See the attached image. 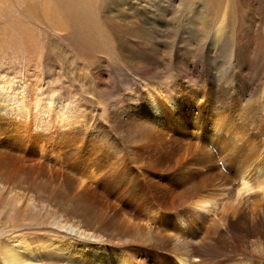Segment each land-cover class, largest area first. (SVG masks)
I'll return each instance as SVG.
<instances>
[{
    "label": "bare ground",
    "instance_id": "6f19581e",
    "mask_svg": "<svg viewBox=\"0 0 264 264\" xmlns=\"http://www.w3.org/2000/svg\"><path fill=\"white\" fill-rule=\"evenodd\" d=\"M73 2L0 0L1 42L19 41L26 50L24 80L0 81V213L6 214L5 222L17 225L25 218L76 232L82 243L55 241L32 246L35 250L26 245L30 254H51L66 264H151L153 259L155 264H208L232 256H252L254 264H264V156L258 153L264 147V134H259L264 118H249L242 101L231 91L226 96L220 83L215 82L220 89L214 95L215 87L181 84L183 73L168 84L154 71L157 85L150 82L135 102L136 88L130 86L132 104L100 117L104 107L85 90L83 55L79 60L70 53L68 59L60 38L98 50L107 41L115 49L120 31H106L104 21L114 25L118 19L132 37L141 31L118 4L120 13L114 9L104 15L105 0ZM118 2L128 6V0ZM201 8L190 10L191 18ZM174 45L149 46V53L139 54L124 49L132 67L137 59L135 69L148 72L149 57L150 63L164 62V71L169 64L172 70L177 66ZM56 54L63 75L79 85L91 111L60 90L46 91L53 85L45 82L42 65ZM4 73L0 67V78ZM142 101L145 106L137 107ZM185 101L191 104L190 121L182 112ZM26 247L3 246L0 256L5 264H34ZM141 252L146 255L138 258Z\"/></svg>",
    "mask_w": 264,
    "mask_h": 264
},
{
    "label": "rangeland",
    "instance_id": "374dc122",
    "mask_svg": "<svg viewBox=\"0 0 264 264\" xmlns=\"http://www.w3.org/2000/svg\"><path fill=\"white\" fill-rule=\"evenodd\" d=\"M105 1L106 3H101L103 14L110 15L114 9H117L114 5L118 4L122 10L128 12L126 14L130 17V21L135 23L141 31L140 37H132L133 35L129 34L131 32L122 26L123 24H119L118 19H116L114 20L115 27L110 21L103 23L106 31L113 28L120 31L121 36L119 38L121 41L116 44L115 49H112L110 44L108 46L107 41L105 42L106 48L98 50L100 49L98 46L91 44L81 47L72 42L74 38L71 40L60 38V47L68 59L70 53H73L72 55L79 60L82 59L81 55H83L86 63V69L83 73L88 79L85 84V90H88L86 93L88 96L98 98L101 106L104 107L102 110L104 113L113 107L132 104L128 100L130 86L136 88L135 97L132 100L135 102L138 101L136 96L140 94V91L150 86L148 84L153 82L152 84L157 85L160 82L162 74V80L165 83L173 84L176 79L178 81L181 78L180 74L183 73L181 84H194L193 86L203 90L215 87V95L220 89L215 86V82L220 83V86L226 88V96L231 91L239 101H242L244 109H248L249 118L251 115H255L259 119L264 118L261 116V113H264V0H128V6L118 2L119 0ZM201 3L203 8L199 6ZM180 6L181 10L179 11ZM197 7L201 8L197 12L199 15L195 13V17L191 18L190 13L193 11L190 10ZM116 12L118 14L120 10L117 9ZM117 16L119 17V15ZM132 16H136V20L140 23L135 22ZM145 18L148 20H144ZM190 22L193 23L194 29ZM172 23L177 24V30L174 28V32H172L173 28H170ZM51 38H59V36H51ZM170 43L173 45L175 43L174 47L178 48V54L172 57L174 61H177L175 70H172L168 63L169 65L163 71L164 62L150 63L149 57V73L135 69L137 59L134 67H132L134 61L126 56L124 49V47H130L135 54H139V51L149 53V46L157 47L156 50H158V47L165 49L166 45L171 46ZM92 44L95 45V43ZM18 45L19 41L12 40V42L7 41L5 43L0 40V67L4 69L6 75L5 77L3 74L0 81L14 79V82H20L21 78L24 80L25 74L22 72L25 70L26 61L23 56L26 50L23 46ZM161 54L164 52H159V55ZM42 66L45 82L53 85L50 90L46 91L52 95V93H57L60 90L64 97L67 98L69 95L74 101L78 100L84 105H89L90 109L92 104L89 100H84L79 85L70 82L63 75L61 61L57 54L52 57L49 65L45 63V66ZM153 71L160 78L153 77ZM210 72L212 75H209ZM207 81L209 82L207 83ZM219 96L222 97L221 94ZM139 99H142L141 95ZM142 106H145L144 101L137 107L141 108ZM190 106L191 104L185 101L182 107V112L186 114L188 121L191 119L188 113ZM104 113L103 115L100 113L99 116L105 117L107 113ZM261 124L263 130H260L259 134L262 137L264 121ZM263 149H260L261 152L258 151L259 155L262 153L261 156H264ZM260 176L261 180L264 179V170ZM6 220V214L0 213V248L6 246L10 250L18 249L19 245H24V247L27 245L30 246V249L35 250L34 247H31L37 244L46 246L55 241L59 243L70 241L74 244L83 242L76 232L70 234L68 230L59 231L53 227L47 228L41 224H36L34 220L23 218L22 221L17 222V225L14 223L16 226L9 225L5 222ZM49 230L57 232H50ZM28 234L32 237H29ZM129 248L133 251L140 249V247L132 246ZM30 249L26 247V253L30 255L29 257L34 264H59V262L66 264L56 259L59 261L57 263L55 260L57 256L54 257L51 254L46 257L42 256L41 253L36 254V251L30 254ZM120 249L123 251L125 248ZM153 252L156 253L155 250ZM131 254L136 257L134 252L131 251ZM145 255L141 252L138 258ZM153 260L151 264L157 263L155 259ZM0 264H5L2 256H0ZM208 264H254V260L252 256H232L231 260H226L224 263L210 261Z\"/></svg>",
    "mask_w": 264,
    "mask_h": 264
}]
</instances>
